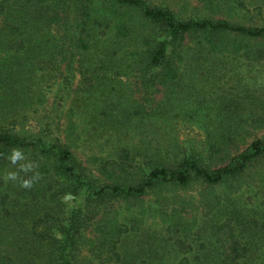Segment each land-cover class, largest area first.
<instances>
[{"label": "trees", "instance_id": "1", "mask_svg": "<svg viewBox=\"0 0 264 264\" xmlns=\"http://www.w3.org/2000/svg\"><path fill=\"white\" fill-rule=\"evenodd\" d=\"M200 1L208 9L218 3ZM229 37L264 40V26L182 16L151 0H0V264H94L76 257L83 222L114 199L126 202L119 209L124 216L109 217L110 231L98 227L96 264H264V198L250 199L246 188L238 197L205 202L206 213L186 229L163 211L164 220L145 225L157 217L156 207L128 203L195 180L218 186L264 156V134L230 152L247 127L264 124L263 102L252 100L261 110L238 113L234 79L218 102H203L209 77L237 76L235 56L251 59L247 70L253 62L264 66V46L236 50ZM224 53L233 56L229 64ZM55 84L56 104L68 99L71 115L94 122L90 134L72 120L74 133L90 136L84 142L94 149L83 161L59 136L3 128L26 117ZM253 112L257 117L249 118ZM174 122L203 129V148L176 144L169 130ZM14 148L31 152L33 164L1 190ZM76 197L83 200L67 208ZM38 208H45L41 230L40 219L33 220ZM24 228L29 240L15 241Z\"/></svg>", "mask_w": 264, "mask_h": 264}, {"label": "rangeland", "instance_id": "2", "mask_svg": "<svg viewBox=\"0 0 264 264\" xmlns=\"http://www.w3.org/2000/svg\"><path fill=\"white\" fill-rule=\"evenodd\" d=\"M154 3L164 2L168 4L175 12L179 15H210L213 18H227L232 21L239 22L243 25L251 26H264V0H241L243 3L242 7L235 6V3L232 0H218L217 5L212 6L211 9L203 7V4L200 0H151ZM224 1L233 6H228L224 4ZM232 45L236 50L242 49L247 51L248 49L256 48L259 46H264V40H246L239 42L238 39H230ZM229 49V46L226 47ZM222 58H226V63H228V58H233V56L224 53ZM251 59H248L243 54L235 56L233 58L234 69L231 72L235 73L237 76L228 77L227 74L225 78L217 80L214 77H209L205 83V89L207 90L208 97H205L203 102L207 104H213L218 102L217 97L224 92L225 89H228V86L231 87L232 80H236L238 83L237 88L235 89L236 94L240 96V101L242 99V105L237 107L238 113L243 115H248V108H258L252 100H258L259 102L264 103V66H260L258 63L253 62L252 68L247 70L245 63ZM226 64V66H227ZM264 64V62H263ZM225 72L229 73V69L223 68ZM253 75L255 80L253 79ZM228 77V78H227ZM232 77V78H231ZM76 80V75H75ZM75 80L73 86H75ZM221 87V89H220ZM46 99L38 103L35 106V109H30L24 118L16 119L15 123H5L3 128L11 129V131L20 133L22 136L40 135L47 138V136H59L60 141L68 140L72 145V150L75 155L83 161L85 155L93 151V147L89 146L84 142L90 136L86 134H76L73 131V121L76 129H80L81 126H85L89 129L90 134L95 130L94 122L85 118L74 117L68 110L69 100L66 99L65 102L60 101L59 104L53 101V96L56 92V84L50 87V91L46 90ZM233 92V91H232ZM159 94H156L158 96ZM249 98V101L247 99ZM242 106V107H241ZM261 110L260 108H258ZM257 112V111H255ZM253 112L248 117L256 118L257 114ZM259 114V113H258ZM263 114L260 115V117ZM73 120V121H72ZM248 132L244 136L239 137L237 148L235 146L231 147L230 152H237L243 150L249 142L258 137H262L264 134V124L260 126H249L247 127ZM174 140L179 146L189 148L193 146L201 150L204 146V130L196 127L193 124H184L181 122H174L170 127ZM78 131V130H77ZM96 131V130H95ZM94 138H97L96 135H91ZM95 140V139H94ZM74 144H78V148H74ZM96 149V148H95ZM104 153V152H102ZM13 155L12 152H10ZM32 154L29 151L21 150V158H19V165L9 164L8 168L4 170V183L2 184L1 190L6 188L10 180H21L20 175L26 173L29 170V167L33 164ZM22 170L21 172L19 170ZM9 173H15V179L8 178ZM246 190V194H253L250 196V199L258 198V200L264 198V156L251 161L248 165L237 175L225 180L222 184L218 186H207L205 183H202L198 180L191 181L185 187L177 186H165L155 190L152 194H147L142 196L140 199L130 200L128 203L135 206L137 209H142L143 206L149 204L150 206L156 207L157 217H148L145 219V225H149L152 222H158L159 219L164 220L161 215V211L168 213V215H175L178 217V221L182 229L188 228L197 217L196 215L203 216L208 209L206 203L214 205L217 202V199L220 201L222 196L229 194L231 196L238 197V191L242 189ZM245 195H242L244 199ZM68 194L64 198H67ZM217 197V198H216ZM214 198H216L214 200ZM76 202L73 201L66 204V207L77 206V203H80L83 198L76 197ZM126 202L114 199L110 204H106V207L101 205L97 208L96 214L90 213V218H87L84 222V231L83 237L84 240L79 244L78 250L75 252L76 257L79 261H88L96 264L94 255L97 254L98 250L97 240L101 241L99 232H97L98 227H105V230H109L107 227L112 226L109 220V217L112 216L113 221H118L121 216L124 215L119 213V209L123 212L126 207ZM46 211H51L54 218L56 217V209L53 205H48ZM38 208V213L33 217V220L40 219L41 222H38L35 226L36 230H41L45 224L46 220L41 218L43 210ZM36 211V210H35ZM35 213V212H34ZM164 218L166 215H162ZM39 217V218H38ZM55 220H53L54 222ZM52 222V224H53ZM51 224V225H52ZM57 223L54 222V225ZM30 225V224H29ZM35 230V232H37ZM100 230V229H99ZM112 230V229H111ZM109 235H106L108 237ZM19 239L29 240L25 228L20 230L16 236L15 241ZM105 239V237H104ZM106 241V240H105ZM103 241L100 243L104 244ZM92 243V244H91ZM95 243V245H94ZM106 243L102 247H106ZM107 263V262H105ZM104 263V264H105Z\"/></svg>", "mask_w": 264, "mask_h": 264}, {"label": "clouds", "instance_id": "3", "mask_svg": "<svg viewBox=\"0 0 264 264\" xmlns=\"http://www.w3.org/2000/svg\"><path fill=\"white\" fill-rule=\"evenodd\" d=\"M12 157H11V162L12 163H15L17 159L21 158V150L20 149H12ZM8 178H11V179H15V173H9V176ZM24 187H27L28 186V182L25 181L24 182V185H22Z\"/></svg>", "mask_w": 264, "mask_h": 264}]
</instances>
